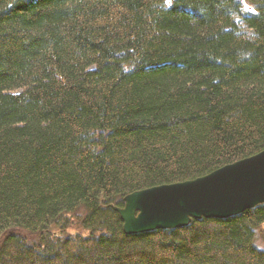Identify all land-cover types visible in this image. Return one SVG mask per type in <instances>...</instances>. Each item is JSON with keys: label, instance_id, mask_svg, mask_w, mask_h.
I'll return each instance as SVG.
<instances>
[{"label": "trees", "instance_id": "1", "mask_svg": "<svg viewBox=\"0 0 264 264\" xmlns=\"http://www.w3.org/2000/svg\"><path fill=\"white\" fill-rule=\"evenodd\" d=\"M262 150L264 0H0V264H264V202L114 208Z\"/></svg>", "mask_w": 264, "mask_h": 264}, {"label": "water", "instance_id": "2", "mask_svg": "<svg viewBox=\"0 0 264 264\" xmlns=\"http://www.w3.org/2000/svg\"><path fill=\"white\" fill-rule=\"evenodd\" d=\"M119 213L126 234L226 218L264 202V150L181 182L133 191Z\"/></svg>", "mask_w": 264, "mask_h": 264}, {"label": "rangeland", "instance_id": "3", "mask_svg": "<svg viewBox=\"0 0 264 264\" xmlns=\"http://www.w3.org/2000/svg\"><path fill=\"white\" fill-rule=\"evenodd\" d=\"M71 219H73V217L71 218ZM69 223V222H68ZM70 223H71V221H70ZM30 238H32V236H30L28 233H26ZM257 244L259 245V247H261V248H264V242L262 241V240H260V239H258L257 240Z\"/></svg>", "mask_w": 264, "mask_h": 264}]
</instances>
